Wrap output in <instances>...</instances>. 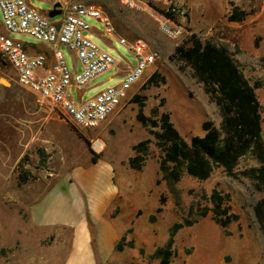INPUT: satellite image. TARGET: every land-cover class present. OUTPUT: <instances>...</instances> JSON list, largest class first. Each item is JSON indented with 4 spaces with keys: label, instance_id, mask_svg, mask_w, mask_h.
Instances as JSON below:
<instances>
[{
    "label": "rangeland",
    "instance_id": "1",
    "mask_svg": "<svg viewBox=\"0 0 264 264\" xmlns=\"http://www.w3.org/2000/svg\"><path fill=\"white\" fill-rule=\"evenodd\" d=\"M88 2L106 12L118 37L144 39L160 58L131 92L130 99L99 129L87 131L65 119L54 105L21 87L14 68L0 56V264H64L73 251V232H34L29 221L30 207L51 189L73 197L74 206L77 199L83 201L87 192L96 195L97 203H101L112 190L107 173L112 165L118 192L97 220L101 231L106 229L107 233L102 252L98 225L87 211L97 264H159L152 255L169 244L174 226L186 221L192 224L174 235L170 264H264V236L254 210L264 198V191L258 189L252 177L251 170L257 166L254 157H243L234 175L222 168H216L205 181L185 174L175 196L162 179L164 153L151 129L138 120L139 113L154 120L168 114L187 142L195 136L203 137L205 124L220 127L218 105L191 67L175 55L177 47L192 46L196 37L203 43L225 47L256 88L264 136V0ZM31 3L44 12L52 8L40 0ZM175 7L184 15L174 14ZM166 13L173 14L170 20L180 29L176 39L161 29ZM59 19L60 16L52 21ZM87 21L93 27V42L111 54L117 65L90 83L84 101L119 84L122 70L136 65L134 55L117 37L107 36L100 21ZM13 37L52 54L49 47L30 36ZM62 50L69 67L82 72L74 55L64 46ZM155 74L159 76L151 81ZM78 93L74 88L76 98ZM154 130L161 131L160 127ZM97 142L103 144L102 149L97 148ZM142 142L146 143L142 149L147 150V155L143 168L135 170L130 159L142 155L135 151ZM95 156L99 157L96 163ZM26 175L29 181L21 183V177ZM215 190L225 201L230 200L229 215L237 216L228 228L217 223L211 211ZM205 211L208 213L202 217ZM118 245L122 250H117Z\"/></svg>",
    "mask_w": 264,
    "mask_h": 264
},
{
    "label": "built area",
    "instance_id": "2",
    "mask_svg": "<svg viewBox=\"0 0 264 264\" xmlns=\"http://www.w3.org/2000/svg\"><path fill=\"white\" fill-rule=\"evenodd\" d=\"M40 1L52 8L44 12L32 5V0H0V56L14 68L21 87L54 105L65 119L79 128L97 130L130 99L131 92L159 60V52L144 39L130 41L118 37L106 12L88 0ZM56 10L61 11L55 16L60 19L52 21L49 14ZM172 12L184 15L176 7ZM87 19L100 21L107 36L117 37L134 55L136 65H127L122 70L123 80L119 84L84 101L90 83L117 65L111 54L93 42L90 35L93 27ZM161 29L173 39L180 35V29L167 17H163ZM14 35L34 38L49 47L52 54L38 51V45L15 39ZM63 46L74 55L82 72L69 67ZM74 88L79 92L78 98L73 95Z\"/></svg>",
    "mask_w": 264,
    "mask_h": 264
},
{
    "label": "trees",
    "instance_id": "3",
    "mask_svg": "<svg viewBox=\"0 0 264 264\" xmlns=\"http://www.w3.org/2000/svg\"><path fill=\"white\" fill-rule=\"evenodd\" d=\"M172 18V13H166ZM240 20V18L235 19ZM192 46L177 47L175 55L189 65L194 76L201 82L206 92L218 105L222 122L219 128L205 124L206 134L195 136L187 142L177 131L168 114L159 119L138 114V120L149 127L150 133L158 141L164 155L161 161L162 179L166 181L169 190L176 196L178 184L187 174L199 181L211 177L216 168H222L228 175H234L240 160L251 154L257 166L251 170L258 189L264 191V136L262 130V113L256 88L250 84L239 66L230 56L228 50L211 42L203 43L193 38ZM159 75L155 74L151 81ZM164 82V79L162 80ZM160 127V132L155 128ZM145 142L135 147L142 153L130 159V166L141 170L144 165L147 150L142 149ZM98 156L93 158L96 163ZM29 176L21 177V183H27ZM229 199L225 201L220 191L215 190L211 196V204L217 223L225 228L237 219L229 215ZM255 216L264 236V198L255 206ZM208 211L201 216L205 217ZM192 222L177 223L171 232V240L166 247H160L152 255L159 264H170L174 256L173 237L183 227ZM117 250H122L118 245Z\"/></svg>",
    "mask_w": 264,
    "mask_h": 264
},
{
    "label": "crops",
    "instance_id": "4",
    "mask_svg": "<svg viewBox=\"0 0 264 264\" xmlns=\"http://www.w3.org/2000/svg\"><path fill=\"white\" fill-rule=\"evenodd\" d=\"M131 68V67H130ZM111 178L112 190L103 196L101 203H97L96 195L87 192L83 201L77 199L76 206L73 205V197L66 194L49 190L41 199L34 203L29 210L30 227L34 232H57V230H71L75 236L74 247L71 254L66 258L64 264H97L94 242L87 222V211L91 214L93 221L98 225V245L102 252L103 240L107 233L101 231L98 223L100 215L104 214L118 190L113 183L114 168L107 170ZM87 196V197H86ZM87 198V200H86ZM104 205V210L102 206ZM106 205V209H105ZM82 212V216L75 211ZM102 226H104L102 224Z\"/></svg>",
    "mask_w": 264,
    "mask_h": 264
},
{
    "label": "water",
    "instance_id": "5",
    "mask_svg": "<svg viewBox=\"0 0 264 264\" xmlns=\"http://www.w3.org/2000/svg\"><path fill=\"white\" fill-rule=\"evenodd\" d=\"M58 6H59V5H58ZM60 14H61V11L56 10V11L51 12V13L49 14V17H50V18H54L55 16L60 15Z\"/></svg>",
    "mask_w": 264,
    "mask_h": 264
},
{
    "label": "bare ground",
    "instance_id": "6",
    "mask_svg": "<svg viewBox=\"0 0 264 264\" xmlns=\"http://www.w3.org/2000/svg\"><path fill=\"white\" fill-rule=\"evenodd\" d=\"M96 146H97L98 149H102L103 148V144L101 142H97Z\"/></svg>",
    "mask_w": 264,
    "mask_h": 264
}]
</instances>
